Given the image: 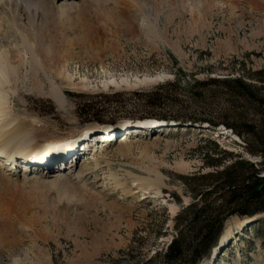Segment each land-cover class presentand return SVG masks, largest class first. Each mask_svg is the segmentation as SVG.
<instances>
[{
  "label": "rangeland",
  "instance_id": "374dc122",
  "mask_svg": "<svg viewBox=\"0 0 264 264\" xmlns=\"http://www.w3.org/2000/svg\"><path fill=\"white\" fill-rule=\"evenodd\" d=\"M50 1L56 11L0 0V53L18 73L0 128L16 120L5 130L62 143H0V264H164L175 219L202 193L183 178L212 173L206 155L221 151L232 157L219 169L263 162L226 125L255 110L211 81L242 77L264 95V0ZM262 216L229 217L198 264H264Z\"/></svg>",
  "mask_w": 264,
  "mask_h": 264
},
{
  "label": "trees",
  "instance_id": "16d2710c",
  "mask_svg": "<svg viewBox=\"0 0 264 264\" xmlns=\"http://www.w3.org/2000/svg\"><path fill=\"white\" fill-rule=\"evenodd\" d=\"M211 82L222 83L231 96L246 100L243 104L240 102L242 105L238 108L243 109L248 103L255 110L254 118L247 117L241 111L233 119V125H226L229 128H244L245 136L241 133L239 136L247 145L246 151L261 157L263 162L256 164L239 158L219 169L228 162L227 157H232L227 151H221L224 157L206 155L207 165L214 169L212 173L183 178L186 184L193 183L194 192L203 187L202 193L195 194V200L198 201L190 204L175 219L178 236L167 251L158 256L163 258L164 264H198L210 258L212 250L220 245L221 234L229 217L237 215L240 218H250L264 214V111H261L264 108V95L259 96L262 90L253 83L245 82L242 77ZM157 119L161 120L159 117ZM204 122L216 126L211 120L204 118L192 121L197 124ZM262 223L263 221H259L253 227ZM244 230L243 228L241 232Z\"/></svg>",
  "mask_w": 264,
  "mask_h": 264
},
{
  "label": "bare ground",
  "instance_id": "6f19581e",
  "mask_svg": "<svg viewBox=\"0 0 264 264\" xmlns=\"http://www.w3.org/2000/svg\"><path fill=\"white\" fill-rule=\"evenodd\" d=\"M25 4L28 5V8L31 9V8H35V10H42V11H45L47 9L48 6H51L53 8V10L56 9V4L55 2L53 1H50V0H46V1H39V0H23ZM92 2H100V0H86L84 3L88 4V3H91ZM47 2V3H46ZM104 1H102L101 5H104L103 4ZM47 4V5H46ZM16 6V5H15ZM11 7V6H10ZM166 7V6H165ZM84 6H82L81 8H79V13H81V9H83ZM13 9V8H12ZM11 9V11H12ZM15 11V7L13 9ZM57 10V9H56ZM55 10V11H56ZM2 11V9H1ZM0 11V13H1ZM50 11V10H49ZM64 11V10H63ZM5 12V11H4ZM46 12V11H45ZM61 12V11H60ZM83 12V11H82ZM143 12V11H142ZM17 13V12H16ZM48 13V12H47ZM46 13V14H47ZM59 13V11L57 12ZM56 13V14H57ZM62 13V12H61ZM79 13H78V16H79ZM125 12H122L120 15H119V19H122L121 17L123 16ZM34 14V13H33ZM45 14V13H44ZM45 14V15H46ZM55 14V13H54ZM20 15V14H19ZM43 15V14H42ZM66 15V14H65ZM83 15V14H82ZM126 15V14H125ZM55 15H53L54 17ZM3 17V16H2ZM8 17V16H7ZM58 17H60L58 15ZM80 17V16H79ZM9 19V18H8ZM125 20V19H124ZM1 22V21H0ZM19 22V19L18 21ZM120 22V20H119ZM3 23V22H2ZM127 22H124L123 24L121 23V26L124 27V25L126 24ZM128 24V23H127ZM1 25V24H0ZM14 26V25H13ZM18 26V25H17ZM155 26V25H154ZM19 28L22 29V26L20 27V25L18 26ZM24 28V27H23ZM30 31V30H29ZM23 32V31H22ZM24 33V32H23ZM31 33V32H30ZM25 36V35H24ZM32 43V42H31ZM32 46V45H31ZM34 47V46H33ZM49 48V47H48ZM33 49V48H32ZM47 52V51H46ZM50 52V51H49ZM47 52V53H49ZM49 55V54H48ZM47 56V55H46ZM25 58V56H24ZM35 59V57H33ZM11 54L8 53L7 51H3V53L1 52L0 53V118L4 116V118L6 117V115L8 114L7 113V108L6 107V101H7V95H8V92H7V88L5 89L6 91H4V88L8 85H12L14 84V82H16V78H18V73L17 71H15L14 67L12 66L11 64ZM33 60V59H32ZM62 75L65 76V78H67L69 80V82L71 83L72 82V77L70 74H68L65 70H63L61 72ZM64 78V79H65ZM152 81V80H151ZM143 82H150L149 80L145 79V80H140V82H138V84L140 83H143ZM127 83V81H121L120 83H116L115 80H110V82H106L104 83V87H110V85L114 84V85H119L121 84V87L123 84ZM53 84V87L51 88L52 92H51V95L57 100V102H59L60 104L64 103V98H63V95H62V92L61 90H59L57 87L54 86V83ZM13 86V85H12ZM120 87V86H119ZM8 117V116H7ZM2 119V118H1ZM6 119V118H5ZM4 119V120H5ZM2 120V121H4ZM5 124L0 128V143L1 145H3V147L5 149H9L10 148V143L13 142L14 143H17V144H20L21 141H28V146L29 147H34L36 145H45L46 143L47 144H51V143H59L57 141H50L49 139L47 138H40V139H37V135L34 134V131L32 129H30V126L27 128L26 125H24L20 131L18 133H13V132H9V131H6L5 128L9 129L10 127H14L15 125H17L16 123H18V121H12V122H9L8 120H5ZM2 125V124H1ZM19 127V126H18ZM16 126V128H18ZM106 127V126H104ZM10 128V130H11ZM10 133H12V135H10ZM33 136V137H32ZM37 139V140H36ZM30 142V143H29ZM62 142V141H61ZM46 144V145H47ZM59 144H62V143H59ZM11 149V148H10ZM13 159H11L12 161ZM144 181V180H143ZM146 183V181H145ZM147 183L148 185L146 186H150V187H158L160 184H161V179L158 178L156 180H152V181H149L147 180ZM82 191V190H81Z\"/></svg>",
  "mask_w": 264,
  "mask_h": 264
},
{
  "label": "water",
  "instance_id": "95a60500",
  "mask_svg": "<svg viewBox=\"0 0 264 264\" xmlns=\"http://www.w3.org/2000/svg\"><path fill=\"white\" fill-rule=\"evenodd\" d=\"M157 121V120H156ZM159 121V120H158ZM157 121V122H158ZM117 124V123H116ZM107 126V125H105ZM260 217H263L262 215H256V216H253V217H250V218H245V225H249L251 226V224H256L260 221Z\"/></svg>",
  "mask_w": 264,
  "mask_h": 264
}]
</instances>
